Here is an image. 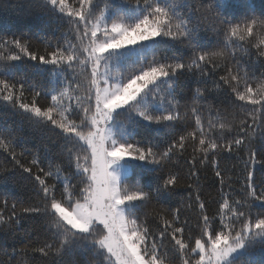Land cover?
I'll return each instance as SVG.
<instances>
[{"label": "snow or ice", "instance_id": "6c2138e0", "mask_svg": "<svg viewBox=\"0 0 264 264\" xmlns=\"http://www.w3.org/2000/svg\"><path fill=\"white\" fill-rule=\"evenodd\" d=\"M37 5L59 36L38 37L42 49L23 34L0 37V101L57 132L61 144L55 159L26 160L18 138L0 130V150L13 162L0 176L26 174L33 193L26 202L0 199V230L15 231L33 215L46 225L43 234L26 230L0 264H29L36 253L62 264L74 249L99 258L90 264H264L251 255L264 245V168L256 176L264 156V9L257 15L250 0ZM238 48L250 62L237 58ZM25 61L54 79L18 76ZM185 74L198 85L187 95L177 91ZM139 127L164 140L137 139ZM228 156L238 163L222 167ZM142 169L153 173L149 182H130ZM206 169L218 181L208 199L200 188ZM181 186L189 189L183 209L173 200Z\"/></svg>", "mask_w": 264, "mask_h": 264}, {"label": "trees", "instance_id": "16d2710c", "mask_svg": "<svg viewBox=\"0 0 264 264\" xmlns=\"http://www.w3.org/2000/svg\"><path fill=\"white\" fill-rule=\"evenodd\" d=\"M198 0H191V3L195 4ZM103 6V5H101ZM250 6L255 9L256 14L259 15L261 9H264V0H250ZM187 11V9H184ZM23 34L26 38H30L33 44L37 47L43 48L42 44L37 43V38H54L59 36V30L55 22L51 21L49 16L41 11L37 5V0H0V37L11 38L13 35ZM207 37L210 41H214V36L211 30L207 32ZM179 49L164 46L161 48V53L167 52L170 54L172 51ZM237 58L250 62V58L246 48H238ZM254 66L257 72L260 71V64L256 63ZM2 70V67H0ZM124 71V69H120ZM28 74L29 77H35L36 80L41 81L47 85V82L54 79L48 72L41 74L33 73L31 64L27 61L19 65V71L17 75ZM198 85L195 78L187 74L182 75L177 84L178 93L187 95L190 91L194 90ZM210 86V85H209ZM222 99V98H221ZM209 101L217 106L226 107L221 104L220 100ZM41 104H46L47 98H41ZM183 103V101H182ZM203 103V102H202ZM120 121L127 124V116L122 115ZM0 130L10 132L14 134L19 140V147L16 151H21V148L27 149L25 159L30 160L32 155L39 153L41 157L45 155L52 156L54 159L56 154L60 151L61 140L58 138V133L51 131L44 126H38L32 123L26 116L13 110L10 106L0 101ZM137 139L142 137H148L153 142H161L164 140L162 133L156 132L151 128L139 127L136 129ZM264 156H258V163L256 165V176L259 179L260 169L264 168ZM180 165L183 166L182 171L186 173L188 171L184 161L181 160ZM224 163L236 164L238 163L232 156H228ZM12 160L8 154L0 150V168H12ZM180 171V168H177ZM153 173L148 169L137 170L133 173L130 182H135L137 178H141L142 181L147 184ZM193 181H185L184 184L192 183ZM0 199L7 196L9 203L13 200L16 201H28L32 196V186L29 183L26 174L14 171L9 172L6 175L0 176ZM239 187V185H236ZM200 188L203 193V198L208 199L214 197L218 191V181L215 179L211 169L202 170L200 179ZM189 194V189L186 186H181L176 189L173 200L178 202L183 209V203L186 201ZM177 204L173 203L171 207H176ZM19 210V205H18ZM188 216L193 215L191 212L186 213ZM184 212L182 210V219ZM46 225L44 224V218L42 216H25L21 219L20 226L15 231L0 230V260H7L6 252H10L14 247H20L19 241L24 236L26 230L36 229V232L43 234ZM252 257L257 260L264 259V245L257 244L251 253ZM25 259H28L29 264H46L44 258L39 253L30 254ZM62 264H90V262L96 261L99 258L94 257L90 251H83L80 249H74L61 258ZM242 259H246L242 258ZM239 264V262H238Z\"/></svg>", "mask_w": 264, "mask_h": 264}, {"label": "rangeland", "instance_id": "374dc122", "mask_svg": "<svg viewBox=\"0 0 264 264\" xmlns=\"http://www.w3.org/2000/svg\"><path fill=\"white\" fill-rule=\"evenodd\" d=\"M121 71V70H120Z\"/></svg>", "mask_w": 264, "mask_h": 264}]
</instances>
